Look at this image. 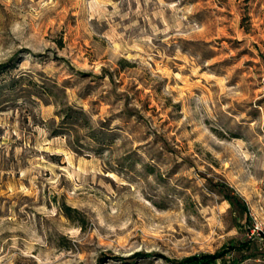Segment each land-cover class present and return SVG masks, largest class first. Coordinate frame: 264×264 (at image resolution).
Segmentation results:
<instances>
[{
    "label": "rangeland",
    "instance_id": "rangeland-1",
    "mask_svg": "<svg viewBox=\"0 0 264 264\" xmlns=\"http://www.w3.org/2000/svg\"><path fill=\"white\" fill-rule=\"evenodd\" d=\"M0 264H264V0H0Z\"/></svg>",
    "mask_w": 264,
    "mask_h": 264
},
{
    "label": "built area",
    "instance_id": "built-area-1",
    "mask_svg": "<svg viewBox=\"0 0 264 264\" xmlns=\"http://www.w3.org/2000/svg\"><path fill=\"white\" fill-rule=\"evenodd\" d=\"M256 229H259L258 233L260 232V230H263V227L260 226L258 223H256ZM255 228L253 229V232H254Z\"/></svg>",
    "mask_w": 264,
    "mask_h": 264
},
{
    "label": "trees",
    "instance_id": "trees-1",
    "mask_svg": "<svg viewBox=\"0 0 264 264\" xmlns=\"http://www.w3.org/2000/svg\"><path fill=\"white\" fill-rule=\"evenodd\" d=\"M210 256V255H209ZM214 258H215V256H213ZM202 258H204V257H202ZM205 258H208V257H205ZM197 258H195V257H193L192 259H190V260H196ZM197 261V260H196Z\"/></svg>",
    "mask_w": 264,
    "mask_h": 264
}]
</instances>
